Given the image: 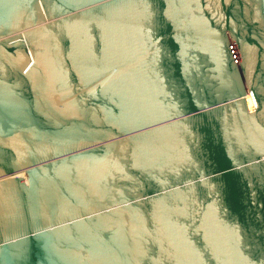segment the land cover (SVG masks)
Listing matches in <instances>:
<instances>
[{
    "label": "water",
    "instance_id": "obj_1",
    "mask_svg": "<svg viewBox=\"0 0 264 264\" xmlns=\"http://www.w3.org/2000/svg\"><path fill=\"white\" fill-rule=\"evenodd\" d=\"M0 264H264V0H0Z\"/></svg>",
    "mask_w": 264,
    "mask_h": 264
}]
</instances>
